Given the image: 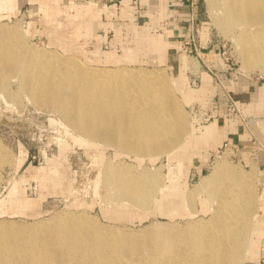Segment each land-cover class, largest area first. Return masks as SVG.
Here are the masks:
<instances>
[{"label":"bare ground","instance_id":"1","mask_svg":"<svg viewBox=\"0 0 264 264\" xmlns=\"http://www.w3.org/2000/svg\"><path fill=\"white\" fill-rule=\"evenodd\" d=\"M90 1L84 8L79 6L84 9L81 14L85 22L82 28L87 35L94 28L91 22L98 18L92 8L102 10L105 7ZM19 2L2 0L0 5L6 4L14 12ZM206 2L215 25L231 35L239 48L242 69L264 72V0ZM47 6L42 8L52 15L55 9ZM79 25L81 27L82 23ZM18 27L0 23L1 96L9 94L12 77H18V94L23 93L34 102L39 97L49 98L64 123L80 136L89 142L99 141L117 151L129 152L138 162L144 157H157L164 153L176 158L186 146L193 145L191 140H186L194 136L175 90L186 103L201 99V93L207 94L214 89L209 74L202 72L201 89L189 92L184 85V77L170 80L161 68L128 67V64L137 61L138 53L132 54L126 49L125 57L106 53V63L114 67H95L91 62L101 61L98 50L93 60L89 61L92 65L86 64L74 55L65 56L53 50L28 46L24 32ZM75 30H78L77 26ZM141 37L148 43L146 49L152 47L151 59L157 65L164 62L168 47L165 40L157 35L143 34ZM56 43L64 44L63 37L58 38ZM180 62L183 64L182 59ZM198 63L197 59L191 58L194 72L199 70ZM262 91L264 93V88ZM259 124L263 123L260 121ZM205 127L208 140L220 130L215 124ZM261 130L264 127L262 129L261 126ZM183 136L186 138L181 148ZM25 154L21 150L19 157L24 158ZM6 161L7 153L0 146V164ZM102 167L100 180L108 191L102 200L107 205L112 202L120 205L127 203L129 211L144 212L155 204L156 211L170 219L183 215L185 208L186 215L193 219L196 215L192 208L194 198L202 193H207L203 204L205 212L212 208L206 207L207 202L216 206L209 218L195 217L186 226L174 221L152 222L150 227L138 231L104 225L82 210L59 211L48 219L30 223L1 221L0 264H243L246 252L251 258V254L255 253L254 249L264 233V204H261L264 190L261 201L253 187L255 163L246 172L230 165L222 157L215 162L208 175L201 176L199 184L192 190L171 182L165 185L158 172L121 159L112 161L107 158ZM61 175L58 171L53 176L55 178L50 175L48 180L53 181L58 186L56 188L65 190L59 180ZM167 179L172 181L170 177ZM20 195L15 181L7 200L1 202L0 207L9 205L12 215L34 207L33 203L21 201ZM175 198L181 203H177ZM111 215L115 221L123 216L116 210L111 211Z\"/></svg>","mask_w":264,"mask_h":264},{"label":"rangeland","instance_id":"2","mask_svg":"<svg viewBox=\"0 0 264 264\" xmlns=\"http://www.w3.org/2000/svg\"><path fill=\"white\" fill-rule=\"evenodd\" d=\"M108 1L110 0H93V3L103 6ZM206 1H201V16L198 19L190 11L188 33L186 32L181 37L175 31L172 32L173 34L171 33L172 36L170 35L168 39L171 41V47L167 51L168 55L164 54V62L157 65L149 56L139 57L138 61L128 64L130 68L133 66V68L140 67L148 70L156 69V67L164 69L170 80L184 77V85L189 92L201 89L202 72L209 74L214 89L212 91L209 89L211 92H207V94L206 92L201 93L199 95L201 99L186 103L180 93L175 90V96L180 100L181 107L187 115L189 128L194 136L193 138L183 136L181 148L184 138L187 141L191 140L193 145L186 146L185 150L178 154L179 157L177 155L176 158H172L168 155L169 153H164L157 157L141 158L142 160L138 162L135 156L129 152L117 151L114 147L106 146L99 141L89 142L75 129L64 123L49 98L39 97L37 102H34L25 94H18L19 78L12 77L9 94L0 95V146L7 153V161L0 164V204L7 200L8 192L16 181L21 191V201L33 203L34 207L26 211H17L18 214L12 215L9 205H6V208L4 205V207H0V211L2 210L0 213L5 210L0 215V222L11 220L18 224L30 223L35 220L48 219L59 211L77 212L82 210L104 225L122 226L129 231H138L150 227L152 222L170 223L174 221L180 226H186L191 224L195 217L197 219L209 218L212 208L216 206L215 203L207 202L206 207L212 208L205 212L203 204L207 199V193H202L194 198L195 204L193 203L192 208L196 215L193 219L186 215V208L183 215L170 219L156 211L155 204L150 206L149 211L144 212L141 210L129 211L127 203L121 204L123 206L115 202L107 205L102 199L108 191L100 180L103 171L102 162L107 158L112 161L121 159L128 164L158 172L165 185H169L171 182L180 185L181 188L185 187L186 190H192L197 186L201 176L208 175L215 162L222 157L230 165L246 172H249L255 163L253 187L262 201L264 179L260 177V173L261 170H264V130H261V126L262 129L264 127V93L262 91L264 72H260L258 69L246 72L242 69L239 48L231 35L224 33L215 25L209 10H207ZM90 2V0H20L18 8L14 12H11L6 4H1L0 23H5L10 27L19 26L18 28L24 32L25 43L28 46L53 50L65 56L74 55L84 63H92L95 67L113 68V65L89 62L93 60L91 55L93 39L96 34L99 35V31H104V29L98 28L97 24L105 22L103 18L100 20L102 11L92 8L98 18L95 19V22H91L94 28L91 30V34L87 35L82 28L85 23L84 19H81L84 9H80L79 6L84 8ZM46 5L49 9H55L52 15L43 9ZM161 17L158 14L153 16L152 26L156 25L154 23ZM167 19L158 22L156 32L153 28V31L150 28H145L143 34L146 36L157 35L162 39L160 35L162 30L169 29L168 25L172 26L171 21H167ZM79 23H82L81 27ZM191 23H194V27L198 29L197 33L193 32L194 36L190 34ZM76 26L77 31L75 30ZM105 31L108 39H111L113 37L112 29L108 27ZM100 34H104V32ZM143 34L137 36V42L140 43L139 51H148L152 56V47L150 50L146 49L149 46L147 42L143 41L144 39L141 37ZM62 37L64 44L56 43V40ZM164 39L167 41L165 37ZM131 45H133V41L130 42V47ZM194 45L197 48L196 52L193 49ZM105 46L107 47V45ZM106 47H103V50L108 49ZM212 49L217 59V65L210 66L206 63L204 54L212 52ZM126 51L135 54L129 48H126ZM197 52L200 58L197 57ZM180 58L183 60V64H181ZM191 58L199 61L198 72L191 69ZM186 64L187 66H185ZM246 82L253 85L249 86L248 83L245 84ZM172 89L174 91L173 84ZM248 90L250 94H254L252 101H249ZM223 99H226L224 107L221 105ZM218 101H221V104H216L219 103ZM242 103H246V106ZM216 119H219L221 124L226 123L238 129L239 135L243 138L242 141L234 142V146L225 142L212 148L204 131L205 126ZM260 121L263 124H259ZM21 150L26 153L24 158L19 157ZM58 171L63 175L59 180L65 190L56 188L58 186L48 180L50 175L55 178L53 176ZM168 177L172 181H168ZM35 185L36 192L34 193ZM175 201L181 203L180 199L175 198ZM261 204H264V201ZM110 210H116L123 214L122 219L113 220ZM259 213L262 215L261 212ZM124 214L129 218H124ZM142 215L146 217L141 219ZM256 246L255 253L251 254L252 258L246 252L243 264H264V233Z\"/></svg>","mask_w":264,"mask_h":264},{"label":"crops","instance_id":"3","mask_svg":"<svg viewBox=\"0 0 264 264\" xmlns=\"http://www.w3.org/2000/svg\"><path fill=\"white\" fill-rule=\"evenodd\" d=\"M201 1L202 0H110L107 3H104V9H102V17L105 22L98 23V28L104 29V31H99V35L96 34L94 37V43L91 50V55L93 58L97 55L95 52L99 51V61L104 65H110V63H106L104 54L111 53L115 54L117 57H121L124 55V51L126 48L131 49L133 52L139 51L140 43L137 42V36H140L144 33V29H154L156 32L158 27V22L167 19V21H171L172 26L168 25L169 29L162 30L163 32L160 34L162 36V40L164 41V37L167 39L168 47L166 49V55H168L167 51L171 47V41L168 39L173 31L177 32L176 34L181 37L186 32L189 31V13L190 11L194 14V17L198 19L201 16ZM99 9V7H98ZM97 9V10H98ZM100 10V9H99ZM163 15H162V14ZM100 14V13H99ZM156 14L162 16L159 18V21L156 25L152 26V17ZM152 16V17H151ZM148 20V21H147ZM142 23V24H141ZM141 24V25H140ZM107 26V27H106ZM110 27L113 31V37L108 39L106 34V28ZM153 31V30H152ZM104 34H100L103 33ZM173 34V33H172ZM172 36V35H171ZM133 41V45L130 47V42ZM107 45V47L105 46ZM103 47L108 49L103 50ZM142 51V52H141ZM138 53L137 61L139 57H149L151 56L149 52L141 50ZM105 52V53H104ZM117 54V55H116ZM137 55V54H136ZM205 59L207 60V64L212 66L213 64L217 65V59L215 58V53L212 49V52L204 54ZM151 58V57H150ZM167 59V56H166ZM136 62V61H135ZM206 73V72H205ZM202 82V81H201ZM249 84L252 86L250 82H246L245 84ZM245 87V85H243ZM248 88V87H247ZM249 93V90L247 91ZM254 94L249 93V101L253 100ZM236 98V96H234ZM218 100H221L218 98ZM226 99H223V104L221 101H218L223 107L226 105ZM225 102V103H224ZM246 104V103H242ZM246 106V105H245ZM210 124H215L216 128H219L218 133L212 136V139L209 142V145L212 148L218 147L222 143H229L234 146L235 143H240L243 138L238 133V129L227 125L226 123L221 124L219 119L214 120ZM209 124V125H210ZM224 129V130H222ZM222 134V135H221ZM228 134V135H227ZM225 135V136H224ZM222 136V138H221ZM224 137V138H223ZM245 141V138L243 142ZM217 145H216V144ZM208 144V143H207ZM260 177L264 179V170H261ZM35 187V188H34ZM34 193L36 192V185L34 186Z\"/></svg>","mask_w":264,"mask_h":264},{"label":"built area","instance_id":"4","mask_svg":"<svg viewBox=\"0 0 264 264\" xmlns=\"http://www.w3.org/2000/svg\"><path fill=\"white\" fill-rule=\"evenodd\" d=\"M198 32V29H197V27H194V23H191V26H190V34L192 35V36H194L193 35V32ZM193 49H194V51L196 52L197 51V48H196V46L194 45V47H193ZM190 52H191V50H190ZM197 57L198 58H200V55H199V53L197 52Z\"/></svg>","mask_w":264,"mask_h":264}]
</instances>
